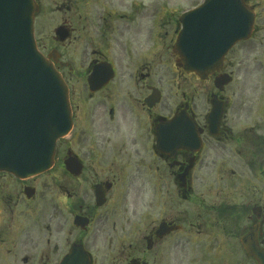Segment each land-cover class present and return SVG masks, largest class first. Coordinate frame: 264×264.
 Listing matches in <instances>:
<instances>
[{
	"label": "flooded vegetation",
	"instance_id": "af4514ba",
	"mask_svg": "<svg viewBox=\"0 0 264 264\" xmlns=\"http://www.w3.org/2000/svg\"><path fill=\"white\" fill-rule=\"evenodd\" d=\"M36 2L72 122L49 169L0 172V264L75 246L90 264H260L264 0H244L251 36L206 77L179 65L164 0Z\"/></svg>",
	"mask_w": 264,
	"mask_h": 264
},
{
	"label": "water",
	"instance_id": "95a60500",
	"mask_svg": "<svg viewBox=\"0 0 264 264\" xmlns=\"http://www.w3.org/2000/svg\"><path fill=\"white\" fill-rule=\"evenodd\" d=\"M35 0H0V171L29 177L48 169L56 140L71 127L66 86L35 45ZM175 51L183 69L202 77L217 69L228 48L247 39L252 10L242 0H204L182 14ZM264 264L261 249L250 250ZM60 264H89L72 248Z\"/></svg>",
	"mask_w": 264,
	"mask_h": 264
},
{
	"label": "rangeland",
	"instance_id": "374dc122",
	"mask_svg": "<svg viewBox=\"0 0 264 264\" xmlns=\"http://www.w3.org/2000/svg\"><path fill=\"white\" fill-rule=\"evenodd\" d=\"M164 1L168 2L169 7H173L174 9H177L176 11L177 13H179L182 10L191 7L192 5L201 3L203 0H164ZM34 26H35L36 40H40V38L43 37V33L46 29V26L45 25L41 26V22L38 19H35ZM166 63H168V65L171 64L170 59L168 57Z\"/></svg>",
	"mask_w": 264,
	"mask_h": 264
}]
</instances>
